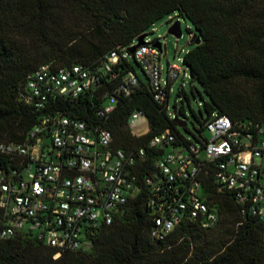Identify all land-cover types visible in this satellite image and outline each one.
<instances>
[{
	"label": "trees",
	"instance_id": "16d2710c",
	"mask_svg": "<svg viewBox=\"0 0 264 264\" xmlns=\"http://www.w3.org/2000/svg\"><path fill=\"white\" fill-rule=\"evenodd\" d=\"M164 17L186 19L194 30H188L193 48L182 65L207 98L191 90L202 101L198 113L192 111L198 137L205 140L213 114L264 124V0H0V144L23 143L43 117L59 113L111 132L115 148L126 153L146 152L136 162L140 193L111 225L88 235L85 249L54 258V249L21 233L0 239V264H264V225L233 191L215 185L211 174L202 176L201 197L216 210L217 223L203 228L199 220L183 217L163 240L150 237L152 191L142 181L162 152L147 144L167 130L182 138L179 130L187 126L179 128L177 121H185L183 107L174 105L171 119L167 105L158 104L141 79L110 115H97L122 79L136 74L138 65L123 59L122 50L130 54L137 39ZM114 51L119 61L105 74L100 69ZM45 65L52 70L80 65L98 74V86L74 100L48 97L41 107L37 100L27 103L21 96L28 77ZM177 95L189 104L183 90ZM135 112L148 120L149 131L140 137L128 127ZM11 164L0 155V170L8 172Z\"/></svg>",
	"mask_w": 264,
	"mask_h": 264
},
{
	"label": "built area",
	"instance_id": "2783aa9c",
	"mask_svg": "<svg viewBox=\"0 0 264 264\" xmlns=\"http://www.w3.org/2000/svg\"><path fill=\"white\" fill-rule=\"evenodd\" d=\"M154 42L147 37L133 55L122 50V57L135 61L154 100L166 104L170 118L175 119L169 99L176 79L185 71L168 65L163 79L162 51ZM119 58L117 51L112 52L100 70L112 73ZM140 74L129 73L122 79L106 97L98 117L110 115L118 99L130 97L139 88ZM98 78L80 65L56 70L45 65L28 77L21 97L27 103L37 100V107L48 97L74 100L97 88ZM141 123L144 127L138 128ZM128 127L137 137L149 131L141 112L131 115ZM194 139H179L167 130L147 144L149 150L162 152L152 174L142 181L152 191L149 206L155 226L150 237L163 240L183 217L199 220L203 228L217 223L216 210L201 197L202 176L209 174L215 185L233 191L239 204L264 225V124L213 114L205 124V140ZM145 153L115 148L111 132L78 119L59 113L43 117L23 143L0 144V155L12 163L8 172L0 170V239L30 233L56 251L54 258L85 249L88 235L111 225L128 200L140 193L136 162Z\"/></svg>",
	"mask_w": 264,
	"mask_h": 264
},
{
	"label": "rangeland",
	"instance_id": "374dc122",
	"mask_svg": "<svg viewBox=\"0 0 264 264\" xmlns=\"http://www.w3.org/2000/svg\"><path fill=\"white\" fill-rule=\"evenodd\" d=\"M173 21L170 22L168 17L162 18L160 21L154 24L151 30L147 32L148 39L151 41L159 40V43L162 44V53L160 55V65L162 68V78L164 79L166 76V68L168 65L175 64L176 66L182 68L185 71V76L181 73L178 78L176 79L173 87L172 92L169 99V106L170 109L173 110L174 105L176 108L179 109L183 107L185 112V121L187 123V131L180 129V133L185 138L194 141V138L198 137V124L194 121L192 117V111L194 113H198V105L202 101L199 99L198 95L194 92L195 96H192L191 90L196 89L199 91L204 100L207 98L202 93L200 86L196 82H191L189 79V71L186 69L178 59H182L183 55L193 48L190 45L191 36L188 34V30H193L192 25L190 22L183 18H173ZM179 20L180 28L182 32V37L180 39H175L174 37L168 35V30L172 26L174 22ZM133 65H135L133 63ZM135 70L137 74H140V70L138 67L135 66ZM140 78L145 81L144 77L140 74ZM183 90L189 97V104H187L182 97H178V92ZM144 127L143 123H141L138 128Z\"/></svg>",
	"mask_w": 264,
	"mask_h": 264
},
{
	"label": "water",
	"instance_id": "95a60500",
	"mask_svg": "<svg viewBox=\"0 0 264 264\" xmlns=\"http://www.w3.org/2000/svg\"><path fill=\"white\" fill-rule=\"evenodd\" d=\"M168 35L174 37L175 39H180L182 37V32H181V28H180V22L179 20L176 21L168 30ZM148 35L147 34H144V35H141L137 41H136V44L134 46H132L130 49H129V52L131 55L134 54L135 50L137 48H139L140 46H143L144 45V40L145 38H147ZM198 43V42H197ZM153 46L159 50V51H162V47H161V44L158 42V41H155ZM189 79H193L192 75L189 74ZM174 113H175V109H174ZM178 123V126L180 128H185L187 126V123L186 121H177Z\"/></svg>",
	"mask_w": 264,
	"mask_h": 264
}]
</instances>
